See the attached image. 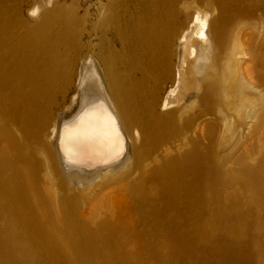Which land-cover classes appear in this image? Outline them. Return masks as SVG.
<instances>
[{"label":"bare ground","instance_id":"6f19581e","mask_svg":"<svg viewBox=\"0 0 264 264\" xmlns=\"http://www.w3.org/2000/svg\"><path fill=\"white\" fill-rule=\"evenodd\" d=\"M16 1L0 0V264H211L242 229L264 260V0L100 2L83 56L69 5L43 0L29 25Z\"/></svg>","mask_w":264,"mask_h":264},{"label":"rangeland","instance_id":"374dc122","mask_svg":"<svg viewBox=\"0 0 264 264\" xmlns=\"http://www.w3.org/2000/svg\"><path fill=\"white\" fill-rule=\"evenodd\" d=\"M106 1L107 0H55V3L57 2L60 5H69L71 11H76L83 18V28L78 32V52L81 56L92 52L95 54L97 52V7L100 2ZM42 2L43 0H17L15 3L12 2V5H15L21 19L25 23L32 25L36 23L37 19L36 16H33L31 13V9L34 6L36 9V6ZM50 8L52 9L51 6ZM60 16L59 21L64 22L67 18V13ZM99 33H101V30ZM106 35L107 38L103 40L105 50L112 47V43L108 41V37L110 38L111 35L110 33H106ZM75 91L76 84L74 83L72 90H70L67 96L66 104L69 103ZM240 232L242 233L239 235ZM258 233H261V230L251 231L249 229H242L238 233L231 234L230 238L219 243L216 246L219 257H215L217 261L220 262L219 264H226V262L228 264H264V260L258 258L257 255L258 249H262V246L258 247L253 238L249 239L246 237V235L252 236L257 235ZM237 238L240 240H237ZM214 246L215 245H213V241L211 240V249H213V251ZM217 261L214 260L211 264H214L215 262L218 264Z\"/></svg>","mask_w":264,"mask_h":264}]
</instances>
